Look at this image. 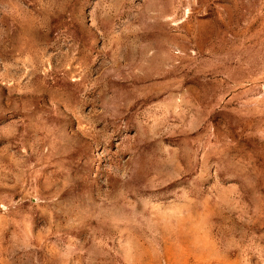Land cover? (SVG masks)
Instances as JSON below:
<instances>
[{
	"label": "rangeland",
	"instance_id": "1",
	"mask_svg": "<svg viewBox=\"0 0 264 264\" xmlns=\"http://www.w3.org/2000/svg\"><path fill=\"white\" fill-rule=\"evenodd\" d=\"M0 264H264V0H0Z\"/></svg>",
	"mask_w": 264,
	"mask_h": 264
}]
</instances>
